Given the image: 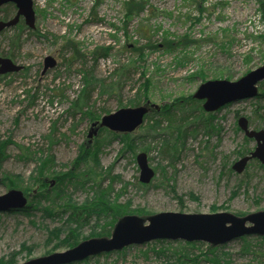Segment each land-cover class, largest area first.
<instances>
[{
	"label": "rangeland",
	"instance_id": "rangeland-1",
	"mask_svg": "<svg viewBox=\"0 0 264 264\" xmlns=\"http://www.w3.org/2000/svg\"><path fill=\"white\" fill-rule=\"evenodd\" d=\"M33 2L36 29L24 24L23 48L13 60L24 70L0 76V153L6 156L0 163V181L3 174L10 176L8 183L0 182V196L15 189L30 195L48 190L49 186L42 189L38 184L43 178L56 183L61 176L86 173L88 179L92 170L101 174L102 188L112 185V200L140 213H127L132 216L229 212L245 217L264 211V168L259 161L250 162L242 174L232 169L241 153L256 149L238 120L246 117L252 130L264 129V98L233 102L211 114L202 102L200 109L192 102L203 83L237 81L264 65V0ZM16 12L15 5L8 4L0 18L7 14L13 18ZM12 29L0 35V55L10 50ZM48 57L57 64L43 74ZM88 75L95 81L92 100L76 116L69 109ZM177 101L184 108L173 107L172 112L188 121L189 136L173 163L160 152L168 139L169 121L160 111L154 114L155 108L148 116L162 125L147 116L131 134L137 143L134 153L124 149L119 137L93 127L122 108L169 107ZM91 113L99 119L92 120ZM203 121L210 122L212 131L204 128ZM102 139L109 143L99 148L97 160L77 165L81 148L95 151ZM142 152L148 153L157 174L147 187L140 185L136 161ZM42 154L55 157L46 177H41L40 163L36 164L38 158H47ZM81 180L80 176L71 182L63 179V199L76 206L93 201L99 192L100 184L84 185ZM32 202L37 210L0 213V264H23L62 253L69 249L63 245L69 229L80 233L78 246L98 238L94 232L111 222L106 217L98 225L94 215L85 216L81 227L68 224V214L60 211L47 217L42 209L48 204ZM57 230L62 232L53 236ZM74 264H264V237L250 235L217 247L207 242L150 241Z\"/></svg>",
	"mask_w": 264,
	"mask_h": 264
},
{
	"label": "water",
	"instance_id": "water-1",
	"mask_svg": "<svg viewBox=\"0 0 264 264\" xmlns=\"http://www.w3.org/2000/svg\"><path fill=\"white\" fill-rule=\"evenodd\" d=\"M7 4L16 6L17 15L7 21L0 20V34L16 27L21 18L29 29H36L33 0H0V10ZM56 64L55 58H46L43 73L54 69ZM23 70L24 67L16 64L13 59L0 56L1 75L21 73ZM262 82H264V65L237 81L221 80L203 83L194 94V99L203 101L204 110L211 114L233 102L254 99L260 93L258 85ZM154 108L157 111L161 110L158 106L122 108L118 112L104 116L101 122L93 124V127L99 126L100 129L104 128L121 135L133 134L144 125L145 117ZM238 125L246 137L254 139L257 144L254 152L234 165L233 170L242 174L252 160H259L264 165V130H251L246 117L241 118ZM136 160L140 168V182L148 185L156 177L149 163L148 154L140 153ZM27 204L24 192L11 190L0 196V213L22 210L27 207ZM113 231L110 238L86 240L73 249L62 253H52L23 264H74L96 255L118 252L130 246H139L158 240L207 242L217 247L241 237H250V235L264 237V211L250 213L245 217L235 216L229 212L193 215L171 212L151 215L147 218L127 215L119 219Z\"/></svg>",
	"mask_w": 264,
	"mask_h": 264
},
{
	"label": "trees",
	"instance_id": "trees-1",
	"mask_svg": "<svg viewBox=\"0 0 264 264\" xmlns=\"http://www.w3.org/2000/svg\"><path fill=\"white\" fill-rule=\"evenodd\" d=\"M10 18L9 14L6 15L5 19ZM13 30V34L11 35V37L9 38V47L10 50L8 52H5L3 54H1V56L5 57V58H10L13 60H16V56L17 53H20V51L22 50V44L24 42L23 38H24V33L27 31L26 26L24 25V22L22 23L19 22L18 26ZM8 32V31H7ZM31 34V33H30ZM29 34V35H30ZM32 35V34H31ZM89 77V75H88ZM95 81L92 80L91 77H89L87 79V81L84 82V86L82 87V90L80 91V95L77 97L76 101L72 104V107L69 109V113H71L72 111H74L73 115H78V113H83V110L85 108L88 107L89 103L91 102V96L92 93L94 91V85ZM264 88V84L262 86ZM262 94H260V96L258 98H264V90L261 91ZM192 102L193 105L195 104L197 106L198 109H200V101L197 102L192 98ZM141 103H138L137 106H139ZM183 105L180 103V101H177V104L171 106L169 105V107L166 106H162V110L160 111L161 115L164 117V119H168L169 124L167 126V130L169 131L168 134V139L164 140L162 148H161V153L163 155L166 156L167 160L170 163H173L175 161H177L179 159L180 156V150L183 148V146L185 145L186 142V138L189 136V128H187L185 125V122H188L187 120H185L183 117H180L177 119V116L175 114H173L172 112V108L175 107L176 109L178 107L180 108H184L182 107ZM174 108V109H175ZM203 111V109H202ZM156 112H154L155 114ZM159 113V114H160ZM92 114V120H97L99 119V117H96L94 113ZM184 115V113H183ZM153 115H150L147 117V120L150 121H155L156 125L158 127H160V125H162V121L161 120H156L155 118H152ZM156 117V116H155ZM210 118H212V115H209ZM206 121V120H205ZM203 121L202 124H204V128H206L207 131L211 130V124L210 122H205ZM263 126H264V119L262 120ZM264 128V127H263ZM103 131L108 133V136L110 137H114V138H120L121 142L125 143V150L131 151L132 153L135 152L136 150V139L134 140L133 136H131L130 134H123L118 135L116 133H111L105 129H102ZM48 138L50 139V145L54 144V140L52 138V135L48 136ZM102 143V145L97 146L96 149L97 150H92L91 152H89L86 148H81L80 150V156L78 157V159L76 160V164L79 165L80 163H84L87 162L91 159L95 160L97 155H98V151L99 148L102 147L103 145H105L107 142V139L104 140L102 139L100 141ZM149 149H151L150 147H146L144 148V152L149 151ZM250 152H246V153H241V157H245L246 155H249ZM47 156V158L43 159V158H38L36 161V164L40 163L39 167L41 166V170H40V175L41 177H46L48 172H51V170L53 169L54 166V162H55V157L52 155H44L42 154L41 157H45ZM6 156L4 155V151L2 153H0V163L5 160ZM97 160V159H96ZM259 166L264 168V166H262L259 163ZM87 173H89V178H86V173H82L81 175H70V176H61L59 179H57L55 186L51 187L48 190H43L40 191L37 196L34 197L33 200H37L40 201V203H47L48 208H43L42 211L47 215V217L51 216V217H56L60 214V211H62L64 214H68L69 215V220H68V224H72L75 223L77 225L83 226V224L86 223V218H84L85 216H87L88 218L91 216H96V221L98 222L97 224L99 225L100 222H103V220L108 217L110 218L111 222L108 223V226H104L103 228H101L100 232H94V234L92 235L94 238L98 237V238H106V237H110L112 234V230L115 227L116 223L119 221V219L127 216L128 212L132 213L130 208H128L129 210L125 209V207L120 206L119 204H117L116 200H112L111 198V193L113 192V187L112 185L110 186V188H102V185L100 184V182H98L99 176L101 175L100 173H97L95 171L89 170ZM74 174V173H73ZM74 176V177H73ZM82 177V184H86V183H96V184H100L96 186L97 191H99L98 193H96V197L93 199V201L88 202L82 206H76L73 204L69 203V200H64L63 199V195L65 192V189L63 187L64 182L63 179H66L67 182H71L74 178H78V177ZM167 176V175H166ZM68 177V178H66ZM10 179V176H8L7 174H3V179H2V183H8V180ZM115 179H117V177H115L113 179V183L115 182ZM48 180V179H47ZM10 181V180H9ZM45 182V183H44ZM10 186L12 184H14L13 182H9ZM40 188L42 187H50V183L48 182V184L46 183V179H40L39 183ZM141 186H144L142 184H140ZM9 186V185H8ZM18 185H13V187L11 186V188H18ZM147 187V186H145ZM172 190L174 191V188H172ZM195 195L192 196V198L195 199ZM118 199V196H117ZM39 208V207H38ZM38 208H36L35 206L32 207V210H37ZM127 210V211H126ZM217 210H215L216 212ZM28 213V211L26 212ZM134 214L139 212H133ZM97 225V226H98ZM96 226V227H97ZM69 229V228H68ZM61 233L62 231L57 230V231H53V236L56 235L55 234ZM68 239L64 240V244L66 245L67 248L72 249L73 247H75L77 245V240H78V235H80V233H78L76 231V229H69L68 230ZM247 238H244V240Z\"/></svg>",
	"mask_w": 264,
	"mask_h": 264
},
{
	"label": "bare ground",
	"instance_id": "bare-ground-1",
	"mask_svg": "<svg viewBox=\"0 0 264 264\" xmlns=\"http://www.w3.org/2000/svg\"><path fill=\"white\" fill-rule=\"evenodd\" d=\"M47 73V72H46ZM46 73H43V74H46ZM0 76H5V75H1L0 74ZM250 155V154H249ZM253 161V160H252ZM252 161H250V162H252ZM249 162V163H250ZM47 183V182H46ZM51 188V186L48 188V189H50ZM23 192V191H22ZM40 192V190H37L34 194H25V197L27 198V202H28V204H27V207L26 208H24V209H22V210H16V211H14V212H6V213H26L27 211H29V210H31L32 209V207H34L32 204H33V202H32V200L34 199V197L35 196H37V194ZM3 214V213H2Z\"/></svg>",
	"mask_w": 264,
	"mask_h": 264
},
{
	"label": "flooded vegetation",
	"instance_id": "flooded-vegetation-1",
	"mask_svg": "<svg viewBox=\"0 0 264 264\" xmlns=\"http://www.w3.org/2000/svg\"><path fill=\"white\" fill-rule=\"evenodd\" d=\"M5 7V6H4ZM2 9H3V7L1 8V10H0V13L2 12ZM6 17V16H5ZM5 17L4 18H0V20H9L10 18H7V19H5ZM16 28V27H15ZM14 29V28H13ZM7 32V31H6ZM3 34V33H2ZM1 35V34H0ZM264 130V129H263ZM250 140H252V141H254L255 143H256V141L254 140V139H250ZM256 146H257V144H256ZM256 148V147H255ZM55 185V184H54Z\"/></svg>",
	"mask_w": 264,
	"mask_h": 264
}]
</instances>
